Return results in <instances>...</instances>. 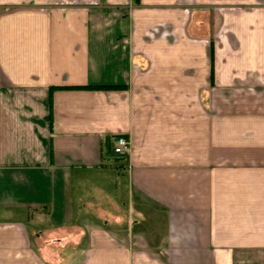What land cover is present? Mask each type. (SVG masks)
<instances>
[{"label":"crops","instance_id":"obj_1","mask_svg":"<svg viewBox=\"0 0 264 264\" xmlns=\"http://www.w3.org/2000/svg\"><path fill=\"white\" fill-rule=\"evenodd\" d=\"M0 264H264V0H0Z\"/></svg>","mask_w":264,"mask_h":264},{"label":"built area","instance_id":"obj_2","mask_svg":"<svg viewBox=\"0 0 264 264\" xmlns=\"http://www.w3.org/2000/svg\"><path fill=\"white\" fill-rule=\"evenodd\" d=\"M128 147V140L120 135L114 139L113 151L117 154H123Z\"/></svg>","mask_w":264,"mask_h":264},{"label":"trees","instance_id":"obj_3","mask_svg":"<svg viewBox=\"0 0 264 264\" xmlns=\"http://www.w3.org/2000/svg\"><path fill=\"white\" fill-rule=\"evenodd\" d=\"M135 3H138L139 0H133ZM56 88H59V86H50L49 87V98H48V105H49V111L51 113V94H52V91Z\"/></svg>","mask_w":264,"mask_h":264}]
</instances>
